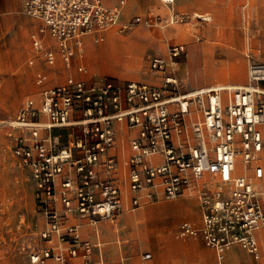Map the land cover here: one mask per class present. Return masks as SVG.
I'll return each instance as SVG.
<instances>
[{"label": "built area", "instance_id": "obj_1", "mask_svg": "<svg viewBox=\"0 0 264 264\" xmlns=\"http://www.w3.org/2000/svg\"><path fill=\"white\" fill-rule=\"evenodd\" d=\"M161 2L171 5L173 0ZM24 7L42 23L39 33L48 32L58 44L66 65L82 51L83 36L110 29L126 33L140 24L139 18L122 23L119 8H106L101 0H24ZM160 21L157 17L147 25ZM184 21L177 15L165 19L167 25ZM32 45L44 62L54 64V52L36 34ZM169 53L174 61L185 46H172ZM148 67L160 75L159 84L68 79L43 90L38 103L27 100L18 111L12 126L22 135L12 153L18 166L30 172L35 205L45 221L41 240L57 241L31 252L30 264H97L92 256L99 246L81 240L76 227L64 226V220L76 215L92 224L112 223L121 212L116 162L109 155L115 123L135 131L126 161L132 209L195 197L201 226L181 223V238L201 235L219 260L233 245L259 258L256 232L264 228V208L255 182L264 179V62L249 63L245 85L185 92L176 70L157 57L149 59ZM44 80L38 75L37 84ZM68 127H78L79 135L60 146L51 133Z\"/></svg>", "mask_w": 264, "mask_h": 264}, {"label": "rangeland", "instance_id": "obj_2", "mask_svg": "<svg viewBox=\"0 0 264 264\" xmlns=\"http://www.w3.org/2000/svg\"><path fill=\"white\" fill-rule=\"evenodd\" d=\"M189 1L174 0L171 5H165L161 0H151L149 1L151 5L146 8L144 13L122 20V23H127L133 18H139L142 26L137 25L124 34H118L116 31L108 32L105 33L103 41L94 42L99 45L107 40L101 47L106 49L102 58L107 63L108 69L112 70L113 66H122V63L118 62L122 61L126 55H129L136 59L142 57L138 60V71L144 74L150 71L148 62L151 56L156 57L155 54H160L164 57L167 53L168 55L170 54L169 51L172 46L184 45L185 53L174 59L178 66L176 76L183 89L219 84L218 82L236 84L244 81L248 56L264 60V0H261L259 4H254L252 0H215L217 3L214 0H194L195 8L186 10L185 5ZM127 6L128 0L123 8L122 19ZM23 13L27 15L25 7ZM170 15L183 16L185 21L180 25H167L165 19ZM206 15L213 18L212 22H204ZM157 17L161 20L159 24L152 27L147 25V21L150 22ZM206 29L212 30L213 35H210L209 39L205 34ZM145 30L151 38L159 41L153 44L154 46H151L152 50H148L146 44H144V41L149 39ZM210 30L208 32H211ZM109 35H116L124 41L127 39L125 48L114 45L109 41ZM194 35H198L200 38L197 37L196 40ZM93 39L94 37L89 36L87 41H85L87 52L94 49ZM8 41L9 37L7 36L5 38L7 50L9 48ZM204 41H207L210 44L209 46H211L208 50L211 52L210 57H212L213 61L212 59L206 61L205 57H203L204 54L209 53L207 48H203L206 45V43H202ZM2 44H4V40L0 42V62L4 60L5 54L2 51L3 49H1ZM221 48H223L222 53L225 55L221 54ZM249 49L251 50L248 51ZM119 54L123 57L119 56ZM86 59L87 55L84 54L83 64L90 72ZM78 63V61L73 62L70 68L73 76ZM234 63H238L241 66L243 75L234 79L231 75H227L226 78H220L219 72L227 71L228 73ZM26 64L28 65V62ZM40 65L37 64V66ZM125 66H127V68L125 67L127 70L129 69L128 71L134 70L133 68L135 67H132V65L128 67L127 64ZM60 67H63V64ZM0 68L3 69V66L0 65ZM36 73L29 77L26 82L25 80L11 79L7 77V74L0 73V264H30V253L43 247L40 234L44 229V218L36 209L34 185L29 170L18 168L14 161L12 146L19 134L10 124V122L15 120L18 111L27 100H35L34 98L38 92L35 85ZM153 73L157 78L156 82L160 81V75ZM206 79L210 80L205 81ZM65 80L66 78L64 77L58 79L57 82L60 84L65 82ZM127 81L138 80H119L120 83ZM25 83H28L30 88L20 94V85ZM2 122L5 123L2 124ZM78 135V127H68L65 129H54L51 133V138L57 137L58 144L63 146ZM241 173L242 171H237V174ZM259 188L264 189L263 184H260ZM178 204L187 205L185 202H178ZM155 205L145 206L144 209ZM189 212L191 215L197 214L194 208L190 209ZM127 215L132 218L129 213ZM175 217L176 215L172 218L174 219ZM149 222L150 226H156L157 220L153 218L149 219Z\"/></svg>", "mask_w": 264, "mask_h": 264}, {"label": "crops", "instance_id": "obj_3", "mask_svg": "<svg viewBox=\"0 0 264 264\" xmlns=\"http://www.w3.org/2000/svg\"><path fill=\"white\" fill-rule=\"evenodd\" d=\"M121 1H123V5L120 7L119 5ZM126 1L127 0H102V4L106 8L119 7L121 20L130 18L137 14H142L145 12L146 8L151 5V3L149 4V1L151 0H128V6L124 10L122 19V12ZM252 1L254 4H259L261 2V0ZM194 2V0H190L187 5H185L186 10L195 8L196 5H194ZM214 2L217 3L215 0ZM213 5L215 4L213 3ZM23 10V0H0V42L4 40V44H2L1 49H3L2 51L5 53L4 60L0 62V65L3 66V69L0 68V73L7 74V77L11 79H18L21 81L25 80L26 82L29 77L34 75V73L39 70L35 75V85L38 89L36 97L34 98L35 102L38 103L43 90L56 86H62L68 79L89 83L90 81L100 77H108L117 81L120 79H136L138 81L127 82H139L149 85H157L160 83L159 81L156 82L157 78L151 71L144 74L139 73L138 60L142 57L136 59L126 55V57L122 60V66H113L112 70L108 69L107 63L102 58L106 49L101 47V45H104L107 40L103 44L99 45H96L94 42L103 41L105 33L115 32L116 29L94 32L83 36L81 38L82 51L77 52L71 59V63L66 65L62 59L58 44L49 35V33H39L42 23L25 15ZM204 18L209 20L204 21L205 23H210L213 20L212 17H207V15ZM208 30L210 29L205 30V34L209 39L210 35L213 34L212 30H210L211 32H208ZM117 33L120 34L119 32ZM145 33L149 39L148 41H144V44H146L147 49L149 50L153 44L159 41L151 38L146 30ZM35 34L38 35L45 48L54 52L55 62L53 65H48L44 62L42 56L34 51L32 36ZM7 36L9 37L8 50L6 49L5 42V38ZM89 36L94 37V49L87 52L85 41H87L86 37ZM197 37L199 36L194 35L196 40ZM202 43H206L207 45L203 46V48H207V52L209 51V53L206 55L204 54L203 57H205L206 61H208L209 59H212V57H210L211 52L208 50L211 46H209L210 44L207 41ZM71 45L73 44L71 43ZM222 50L223 48L220 49L221 54H223ZM250 50L251 49L248 51ZM84 54L87 55L86 63L89 65L88 67L91 70L90 72L83 64ZM155 55L157 57H162L160 54ZM76 61L79 63L73 76L70 72V68L73 62ZM251 61L264 62L262 59L251 58L249 55L247 58L245 80L241 81V83L233 84L218 82L219 84H209L192 89H183V87H181V91L185 92L215 86L245 85L247 83L248 66ZM27 62L29 66L26 64ZM128 63L132 66H137V70L128 71L125 68V65ZM37 64L41 65L37 66ZM61 64H63V67H60ZM177 68L178 66L176 64V69ZM38 75L45 77V80L40 85L37 84ZM64 77L66 78L65 82L58 84V79ZM208 80L210 79H206L205 81ZM23 88L25 89L23 90ZM28 88H30L28 83L21 84L19 93L22 94ZM113 127L116 132V140L114 148L109 151V155L114 157L116 162L114 178L121 190L122 210L124 208L125 209L123 212L121 210L122 213L120 212L121 214L119 213L118 215L120 217H117L116 221L112 223L99 221L96 224H92L88 220L82 219L76 215H69L64 220V226L76 227V232L81 240L88 241L93 245L99 246V248L94 249L93 252L92 258L94 262L97 264H264V228L256 232V238L259 246V258H255L239 245H233L224 253L222 259L219 260L215 251L205 244L201 235L196 237L181 238L178 235V228L181 223L188 222L195 228H199L201 226V210L199 202L195 197L185 196L175 200H160L132 209L130 205L131 195L128 191V168L126 161L131 153L130 140L134 137L135 131L128 130L123 123H115ZM17 133L19 134L18 136L22 135L21 131H18ZM24 136L27 137L29 135L26 133ZM14 159L18 166L17 159L15 157ZM18 168L20 167L18 166ZM99 173L101 172L99 171ZM263 181L264 179L257 181L255 182V185L256 188L263 194L261 202L264 208V189L259 188V185L263 184ZM178 202H185L187 205L182 206L179 205ZM149 205L155 206L144 209L145 206ZM182 208H185L186 210H183ZM193 208L197 211L196 215H191L189 212V210ZM127 213L132 215V218L128 217ZM135 214L137 215L135 216ZM174 215H176V217L173 219L172 217ZM153 218L157 220L156 226H150L149 219ZM42 243L43 247H47L56 245L57 241L56 239H53L50 242L42 241ZM146 254L150 255V258L147 260L143 258Z\"/></svg>", "mask_w": 264, "mask_h": 264}, {"label": "bare ground", "instance_id": "obj_4", "mask_svg": "<svg viewBox=\"0 0 264 264\" xmlns=\"http://www.w3.org/2000/svg\"><path fill=\"white\" fill-rule=\"evenodd\" d=\"M102 1V0H101ZM174 1V0H173ZM123 5V1H121L120 2V7ZM119 8V7H118ZM119 12H120V8H119ZM121 13V12H120ZM120 14H119V18H120ZM204 17V16H203ZM202 17V18H203ZM121 20V19H120ZM204 21H209V20H207V19H204ZM138 25H141L142 26V24H138ZM136 35H138V34H136ZM138 37V36H137ZM89 38V37H88ZM87 38V39H88ZM109 41H111L114 45H117V46H119V47H121V48H125V41L127 40V39H125V41L122 39V38H120V37H118V36H116V35H109ZM129 39V38H128ZM251 39V38H250ZM130 40V39H129ZM128 41V40H127ZM126 41V42H127ZM129 43V42H128ZM248 43V42H247ZM118 50H119V48H118ZM119 53V52H118ZM116 55V54H115ZM119 56H121L120 54H119ZM121 57H123V56H121ZM121 57H120V59H121ZM157 57V56H156ZM134 58V57H133ZM159 60H161L163 63H165V65L167 66V68L169 69V70H176V62H174V61H172L171 59H170V57H169V55H168V53H167V55L165 56V57H157ZM233 58V57H232ZM236 58V57H235ZM119 61V60H118ZM123 61H119L118 63H122ZM128 65V67H130V63L129 64H127ZM132 67H134V66H132ZM126 68H127V66H126ZM137 66L136 67H134L133 69L134 70H137ZM214 69V68H213ZM129 70V69H128ZM132 70V69H131ZM222 70H224V69H222ZM213 71V70H212ZM152 75V74H151ZM218 75V74H217ZM227 75H231L233 78H237V77H241L242 75H243V70H242V68H241V66L238 64V63H234V65L232 66V68L231 69H229L228 70V73H227V71H220L219 72V77L220 78H226V76ZM226 87H230V86H226ZM5 122H2V124H4ZM10 124L12 125L13 124V122H10ZM19 130L18 129H16V132H18ZM26 134V133H25ZM238 170H240V171H242L243 170V166L241 165V163L238 161V164H237V166H236V171H238ZM263 183V186H264V181L262 182ZM263 193H264V190H263Z\"/></svg>", "mask_w": 264, "mask_h": 264}]
</instances>
